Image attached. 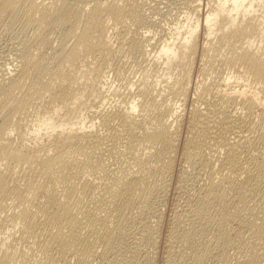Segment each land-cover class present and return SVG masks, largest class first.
<instances>
[{"label": "bare ground", "instance_id": "obj_1", "mask_svg": "<svg viewBox=\"0 0 264 264\" xmlns=\"http://www.w3.org/2000/svg\"><path fill=\"white\" fill-rule=\"evenodd\" d=\"M83 1L0 0V24L5 17L22 13L25 27L34 32L31 42L23 43L20 67H15L14 75L9 76V72L7 80L5 75L0 80V228L10 231L0 238V264H58L59 260L61 264H90L98 256L105 259L104 264H120V260L125 262L122 264L153 263L159 230L151 224L152 219L148 220L147 212L151 209L155 219L162 218L163 210L155 206L158 201L154 204L150 199L152 195L158 199L157 194L162 192L164 182L160 186L156 179H169L173 168L172 157L183 128L180 125L179 133L182 108L172 95L178 100L189 91V69L194 64L190 63L195 62L191 56L197 49L201 25L206 34L205 45L201 39L204 48L199 47L204 59L209 57L214 66L216 59L223 58L237 73H227L223 84L217 78L219 82L213 85L202 84L205 95H199L201 99L195 100L201 101L190 105L188 122L183 119L189 132L181 148L190 165L213 166L218 162L223 176L215 180L211 174L194 197L192 187H186L187 181L183 187L187 196L184 208L173 213L168 240L164 238L169 241L166 252L170 259L166 260L168 264H184V252L174 256L172 251L185 240L191 244L199 233L207 235L211 230L212 237L202 235L203 242L198 239L199 246L187 263L206 264L205 259L212 256L221 264H264V0H208L206 10L203 3H194L198 0H188L191 11L186 17V31L182 34L178 25L180 29L170 37L166 35L157 50L158 58L164 57V67L158 58L154 60L163 68V72L156 71L159 86L155 81L153 86L148 80L142 85L140 82L132 91L134 95L131 88V97L126 93L129 88L123 90L127 96L122 94L121 101L100 109L113 88L110 70L121 71L108 34L110 24L128 28L120 31L119 38L138 60H149L146 57L152 52L147 45L151 40L129 27L130 22L142 19L140 0H88L85 5ZM192 17L196 18L193 22ZM61 27L65 35L54 46L51 34ZM72 37L75 40L68 45L66 40ZM122 40H118V48ZM46 47L48 50L42 52ZM161 82L166 84L160 87ZM30 112L38 122L32 133L23 122L30 120ZM92 114L99 119L96 129L92 127L95 120L88 118ZM121 147L133 160L128 168L123 167L129 163L123 167H119L122 163L110 165L114 151ZM209 147L214 150L213 164L214 159L211 161L206 153ZM134 214L141 217L140 222L143 220L137 236L145 244L144 252L138 248L140 240L136 246L125 243L128 219ZM183 220L186 225L181 224ZM16 229L21 237L15 238ZM245 230L252 238L250 247L249 238L244 239ZM30 239L41 251L36 262L32 258L38 254L33 251L35 255L30 256L32 246L29 254L21 249V242L33 244ZM214 244L219 245L216 251ZM229 247L237 248L234 257L228 253ZM116 251L122 258H117Z\"/></svg>", "mask_w": 264, "mask_h": 264}, {"label": "rangeland", "instance_id": "obj_2", "mask_svg": "<svg viewBox=\"0 0 264 264\" xmlns=\"http://www.w3.org/2000/svg\"><path fill=\"white\" fill-rule=\"evenodd\" d=\"M88 0H85V1H83L82 3H83V5H85L86 3L85 2H87ZM181 1V2H180ZM202 1V2H201ZM75 2H76V0H75ZM184 2H185V4H184ZM188 2V3H187ZM208 0H198L197 2H194V3H200V5H202V3H203V5H202V7H204L205 8V10L207 9V7H208ZM85 3V4H84ZM190 3H191V1H188V0H140V11H141V14H142V19L140 20V21H138V22H134V23H132V22H130V24H129V27H130V30H132L135 34H137V35H139V36H142V37H146L147 36V38H149V41L151 40V45H147V48H148V50H149V52L151 51L152 53L150 54V56H147L146 58H148L149 60H138V59H136L135 58V56H132V55H130L129 54V52L127 51V49H126V44H125V41L123 42V40L122 39H120L119 38V33H120V31L122 30H124V29H126L127 31H128V28L126 27H124L123 25L121 26V25H118V27H112L111 26V24H110V26H109V29H108V34H109V37H111V43H112V45H113V48H114V54H115V56H116V58H117V60L121 63L120 64V66H119V62L116 60V59H114V60H116V61H114L113 60V62H116L115 64H117V66H119V67H121L120 68V70L123 72H116V71H114V70H110V72H109V76L108 77H110V84L113 86V88H112V86H111V88L113 89H111V92H110V94H108V96H110L109 98H107L106 97V99H105V101H104V103L102 104V105H100L98 108L100 109V108H108L109 106H111L112 107V104H115L117 101L119 102V101H121L122 99H123V93L126 91V90H128V88H129V90H128V92L126 91V93H128V97H131L130 95L131 94H133V92H135L137 89H135L136 87L138 88V86H139V84H140V82H141V84L140 85H142V83H144V82H147V80H148V85H150V86H153L154 85V83L156 82V79H157V72H163V68H161V66H159V65H162L163 67H164V63H162L164 60H163V58L164 57H159L158 58V51L160 50V48L162 47V42H163V39H164V37L167 35L168 37H170V35L172 34V32H174L176 29H180V27L179 26H181V31H182V34H184V32L186 31V28H187V22H186V17H187V14H188V12L189 11H191V5H190ZM185 18V19H184ZM196 20V18L195 17H192L191 18V22H193V21H195ZM188 21V20H187ZM162 22V23H161ZM176 23V24H175ZM158 24H162L161 25V27L158 25ZM25 25H26V23H25V16L22 14V13H20V14H18L15 18L14 17H5V19H3L2 20V22H1V24H0V65H1V67H0V80L2 81L3 79L1 78V77H4V75H5V77H4V81L5 80H7L8 78H9V76H11L10 74H12V75H14V73H15V71L17 70L16 68L17 67H20V65H21V62L19 61V54H20V52L22 51V49H23V43H25L26 41H28V42H31V40H32V38H33V30H32V28L31 27H25ZM164 25V26H163ZM179 25V26H178ZM116 26V25H115ZM121 26V27H120ZM204 25H201L199 28H198V38H197V49L193 52V56H191L194 60H195V62L193 61V62H191L190 63V65L191 64H193V68H192V66H190L189 68V76H188V79H189V77H191V79H189V81H190V84H189V82L187 83V84H189V85H187L188 87L190 86V88H188V92H190V93H188L187 92V95H188V97H187V95H185V96H182V98L179 96L178 98V100L177 99H175L176 98V96L174 97L173 95H172V97H173V99H172V97H171V99L173 100V101H175V102H177L178 104H180V107L182 108L181 110H182V116L180 117V121L178 120V122L179 123H181L182 121V123H183V125H184V127L186 126V125H188V123L186 124V121H184V120H187V122H188V119H189V117H188V115H189V110L191 109V107H190V105H193L194 103H196V102H198L199 103V101H201V100H197V99H201V94H203V92H205V91H203L202 89V84L204 83L205 85H208V84H210V85H213V82H217L218 80L219 81H221L220 83H222L223 84V82H224V79H226L229 75H236L235 73H237L236 71H233V70H235V69H233V68H231V66H229V65H226L225 64V61L224 60H222L223 58H219V59H216L217 61L216 62H218V61H220V62H218V63H221L222 61H223V63H221L220 65H218L214 60V66H212L213 65V63L211 62L210 63V61H212L209 57H207V59L209 60H207V59H204L205 57H203V52L201 51L200 52V50H199V47H201L200 49L202 50L204 47H203V45H205V42H206V34H204V30H201V29H204V27H203ZM111 27V28H110ZM159 27H160V30H159ZM114 28H117V29H114ZM166 29V30H165ZM110 30H111V32H110ZM115 30H117V31H119V32H116ZM172 30V31H171ZM154 31V32H153ZM164 31V32H163ZM166 31V32H165ZM168 31V32H167ZM184 31V32H183ZM200 31H202V32H200ZM63 32H64V28L63 27H61V28H57V29H55L54 30V32H52V34H51V36H52V39H51V42H52V45H54L55 46V44L57 45L58 44V42L64 37V35L65 34H63ZM158 32V33H157ZM163 32V33H162ZM117 33V34H116ZM152 33V34H151ZM170 33V34H169ZM205 35V36H203V34ZM201 34V35H200ZM150 35V36H149ZM164 35V36H163ZM152 36V37H151ZM166 36V37H167ZM202 36V37H201ZM204 37H205V39H204ZM203 38V41L204 42H202V39ZM75 40V37H72V38H69V39H67L66 40V42H67V44L68 45H70V44H72L73 43V41ZM118 40L120 41V40H122V48L120 47V48H118V45H119V42H118ZM124 40H125V38H124ZM203 43V45H202V43ZM201 43V44H200ZM125 44V45H124ZM200 44V45H199ZM18 45V46H17ZM124 45V46H123ZM8 46V47H7ZM117 46V47H116ZM126 46V47H125ZM158 47V48H157ZM48 47H46V48H44V49H42V50H44V51H42V52H45L46 50H48L47 49ZM124 48V49H123ZM13 49V50H12ZM50 49V48H49ZM126 49V50H125ZM9 50V51H8ZM19 50V51H18ZM122 50V51H121ZM123 50H124V53H123ZM158 50V51H157ZM12 51V52H11ZM127 51V52H126ZM17 52V53H16ZM123 53V54H122ZM194 53H197V54H194ZM198 53H199V55H198ZM203 53V54H202ZM124 54H126V55H124ZM13 55V56H12ZM10 56H12V57H10ZM152 56H153V58H152ZM194 56H196L195 58H194ZM201 56V57H200ZM198 57H200L201 58V60H199L200 58H198ZM6 58V59H5ZM155 58L157 59H159V61H160V63H159V65L156 63V65H155ZM191 58V61L193 60ZM89 59V58H88ZM151 59H153V60H151ZM89 60H91V59H89ZM121 60V61H120ZM151 60V61H150ZM162 60V61H161ZM196 60H197V62H196ZM205 60H206V63L204 64V62H205ZM150 63H149V62ZM153 61H154V66L152 65L153 64ZM200 61V62H199ZM152 62V63H151ZM202 62V63H201ZM210 64H209V63ZM10 63H12V64H10ZM198 63V64H197ZM201 63V64H200ZM20 64V65H19ZM207 64H209V66L207 65ZM14 65V66H13ZM201 65H203V66H201ZM217 65V66H216ZM225 65V66H224ZM12 66V67H11ZM205 66V67H204ZM208 66V67H207ZM210 66H212V67H214L215 69H213L212 67L210 68ZM7 67V68H6ZM16 67V68H15ZM142 67H143V69H142ZM160 67V68H159ZM202 67V68H201ZM224 67V68H223ZM10 68H12L13 70H11ZM159 68V69H158ZM207 68H210V69H208L207 70ZM231 69V70H229V69ZM7 69V70H6ZM16 69V70H15ZM151 69V70H150ZM153 69V70H152ZM203 69V70H202ZM213 69V70H212ZM225 69V70H224ZM233 69V70H232ZM154 70H155V72H154ZM159 70V71H158ZM202 70V71H201ZM205 70H207V71H205ZM209 70H210V73H209ZM230 72H229V71ZM4 71V72H3ZM8 71V72H7ZM147 71V73H145ZM153 71V72H152ZM157 71V72H156ZM175 71H177V69L175 70ZM204 71V72H203ZM212 71V72H211ZM213 71H215V72H213ZM3 72V73H2ZM7 72V73H6ZM10 72V73H9ZM13 72V73H12ZM112 72V73H111ZM113 72H114V74H113ZM203 72V73H202ZM9 73V74H8ZM118 73H120V74H118ZM154 73L156 74V75H154ZM206 73V74H205ZM208 73H209V75H208ZM213 73V74H212ZM227 73H229V75L227 74ZM1 74H2V76H1ZM7 74L9 75V76H7ZM122 74H124V75H122ZM147 74H148V76H147ZM206 76H205V75ZM111 75H112V77H111ZM117 75H119V76H117ZM126 75V76H125ZM153 75V76H152ZM200 75V76H199ZM150 76V77H149ZM6 77H7V79H6ZM205 79H203V78ZM154 78V80H152ZM202 78V79H201ZM218 80H217V79ZM221 78L223 79V81L221 80ZM233 78L234 77H232L231 78V80H233ZM187 79V80H188ZM200 79V80H199ZM213 79V80H212ZM201 80H203L202 82H201ZM207 80L209 81V82H207ZM214 80H216V81H214ZM0 81V82H1ZM143 81V82H142ZM152 81V82H151ZM153 81H155V82H153ZM210 81H212V84H211V82ZM218 81V82H219ZM128 82V83H127ZM131 83V84H130ZM139 83V84H138ZM153 83V84H152ZM157 83V82H156ZM162 83V85L160 84V87H163L166 83L165 82H161ZM164 83V84H163ZM208 83V84H207ZM231 83V82H230ZM158 84V83H157ZM157 84H156V86H157ZM199 84V85H198ZM231 84H236V82L235 81H232V83ZM199 87H198V86ZM133 88H132V87ZM158 86H159V84H158ZM124 87V88H123ZM198 87V88H197ZM202 89H201V88ZM224 87V86H223ZM116 88H117V90H116ZM121 88H122V93L120 92V90H121ZM130 88H131V91H130ZM118 89H120L119 90V93L117 92L118 91ZM199 91V90H201V93H200V91H199V94L197 93V90ZM114 90H116V91H114ZM123 90H125V91H123ZM129 91L131 92V94L129 95ZM133 91V92H132ZM114 92V94L112 95V93ZM118 94H117V93ZM193 93V94H192ZM206 93V92H205ZM205 93L203 94V95H205ZM123 94V95H122ZM190 94V95H189ZM199 96V95H201V96H197V95ZM112 95V96H111ZM115 95V96H114ZM117 95H120V96H117ZM126 96H127V94H125ZM124 95V96H125ZM134 95V94H133ZM127 97V98H128ZM185 97V98H184ZM187 97V98H186ZM191 97V98H190ZM197 97V99L195 100V98ZM118 98V99H117ZM121 100H120V99ZM180 98H181V101H180ZM183 98H184V101H183ZM193 98V99H192ZM110 99V100H109ZM187 101H186V100ZM189 99H191V100H189ZM109 100V101H108ZM116 100V101H115ZM190 101V102H189ZM194 101V102H193ZM196 101V102H195ZM106 102V103H105ZM183 102H185V103H183ZM187 103V104H186ZM191 103V104H190ZM201 103V102H200ZM105 104V105H104ZM185 104V105H184ZM185 107H184V106ZM189 106V107H188ZM110 107V108H111ZM186 108V110H184ZM188 109V110H187ZM183 110H184V112H185V114H186V116H185V114H183ZM30 114H32V116L31 117H29L30 118V120L29 121H26V119L23 121V122H26V124H27V129H29V131L32 133V132H34L33 130H35L37 127H38V122H37V120L35 119V115H34V112H30ZM188 114V115H187ZM93 115H95V114H92V115H88V118L89 119H91V117H92V121H93V119L95 120L94 122H95V125L94 126H92L93 128H97L96 126H98L97 124H98V122H97V124H96V121H98L99 119H98V117L97 116H93ZM188 117V118H187ZM87 118V119H88ZM186 118V119H185ZM96 119H98V120H96ZM184 119V120H183ZM91 123V121L90 120H87V122L86 123ZM184 122H185V124H184ZM179 123H177V126H178V132H179V130L181 129V128H183V129H181L180 130V132H182L181 133V135L179 136L178 135V141H177V143L178 144H176L177 145V147H176V150L178 149V151H176L175 150V152L173 153L174 154V156L172 157V160H173V158H174V161H173V168L171 169V172L168 174V176H167V178H169V179H167L166 180V178L165 179H161V177L159 178H157L156 179V181L157 182H160V184L159 183H157V184H159L160 186L162 185V183L164 182V184L161 186L162 187V192H161V194L160 193H158L157 194V197H158V199L159 200H161V201H159L157 198H156V195H152V197H151V199L150 200H152V202L155 204V201L157 202L156 204H155V206L158 208V210H163V212H161V211H159V212H161V216H162V218L160 219V218H157V219H155L154 217L155 216H153V210H151V209H148V220L150 219H152L153 221H150L151 222V224L154 226V228L158 231L157 232V234L159 235H157V241H159V243L155 246V248L154 249H156V250H154L155 252H153L152 253V256H153V254H154V256H153V260H152V264H168V260L170 259V257H168L167 258V256L168 255H170V254H168L166 251H168V250H166L167 249V245L169 244V241L167 242V238H168V233L170 232L169 230H171V228H172V220H173V216H175L176 214V212H181V209H182V207L184 208V205H185V200H186V194H184V192H183V187H185V185H187L188 183L191 185H187L186 187L187 188H189L190 189V187H192V189H191V191H192V196L194 197V193L196 192L197 193V191H198V187L199 186H202V185H204V184H206L207 182H208V179H209V176L211 175V174H213L212 176H214L215 177V180H219L220 179V177H222L223 176V174H222V172L218 169V165H219V163L218 162H216L215 161V159L214 158H212V157H215L213 154H214V150L213 149H211L210 147L209 148H207V150H206V153H207V156H209V158H210V160H211V158H212V163L211 164H213L214 162H216V163H214L213 164V166L212 165H204L203 163H195V165L193 164H189L186 160H185V157H184V154H183V152H182V148H183V146H184V142H185V137H187V133L189 132L188 131V129H187V127H183V125H182V123L181 124H179ZM180 125L182 126V127H180ZM91 127V128H92ZM179 127H180V129H179ZM183 130V131H182ZM41 132L43 133L44 132V130H41ZM179 132V133H180ZM186 133V134H185ZM30 135V134H29ZM184 137V138H183ZM179 139H181V140H179ZM109 142V141H108ZM181 142V143H180ZM181 146H182V148H181ZM180 147V148H179ZM124 148V150L126 149L125 147H121L119 150H117L116 152L118 153H116L115 151H114V156H112V158H114V162L111 160L110 161V165L113 167H116V164H120V163H122V164H120L119 165V167H123L125 164H127V163H129V164H127V165H125L123 168H128L129 167V165L131 166L132 164H133V160H130L131 158L130 157H128L127 155H126V153L124 152V150L122 151V149ZM140 150V149H139ZM213 152H212V151ZM140 151H142V150H140ZM181 151V152H180ZM209 151V152H208ZM120 152V153H119ZM123 152V153H122ZM144 153V151H142L141 152V155L140 156H142V154ZM140 154V152L138 151V155ZM118 155V156H117ZM120 155V156H119ZM123 155H125V159H126V162L124 161V163H123V160H124V156ZM116 156V157H115ZM127 156V157H126ZM123 157V158H122ZM143 157H144V154H143ZM115 158H116V160H115ZM119 158V159H118ZM129 158V159H128ZM122 159V160H121ZM117 160H119V161H117ZM130 160V161H129ZM184 160V161H183ZM116 161H117V163H116ZM122 161V162H121ZM128 161V162H127ZM132 161V163L130 164V162ZM112 163H114V165L112 164ZM203 164V165H202ZM117 165V166H118ZM175 165V166H174ZM201 165V166H200ZM200 166V167H199ZM194 167V168H193ZM206 167H207V170H206ZM214 168V169H213ZM216 168V169H215ZM197 169V170H196ZM180 170H182V171H180ZM187 170V171H186ZM202 170V171H201ZM186 173H185V172ZM198 171V172H197ZM181 172V173H180ZM200 172V173H199ZM212 172V173H211ZM214 172V173H213ZM199 173V174H198ZM195 174V175H194ZM184 175V176H183ZM197 175H199V176H197ZM203 175V176H202ZM216 175V176H215ZM201 176V177H200ZM220 176V177H219ZM197 177V178H196ZM204 179H203V178ZM208 177V178H207ZM219 177V178H218ZM184 178V179H183ZM217 178V179H216ZM159 179H160V181H159ZM197 179V180H196ZM180 180H182V181H180ZM161 181H163L162 183H161ZM186 181V182H185ZM187 181H188V183H187ZM192 181V182H191ZM195 181V182H194ZM203 181V182H202ZM178 182V183H177ZM183 184H184V186H183ZM192 184H193V186H192ZM201 184V185H200ZM179 185V186H178ZM164 186V187H163ZM181 187V188H180ZM194 188H195V190H194ZM164 189V190H163ZM180 190V191H179ZM194 191V192H193ZM180 194H179V193ZM177 193V194H176ZM160 195H161V197H160ZM166 195V196H165ZM178 195V196H177ZM165 196V197H164ZM160 197V198H159ZM178 198V199H177ZM163 199H165V200H163ZM179 203V204H177V203ZM176 203V204H175ZM157 204H159V205H157ZM165 206H164V205ZM177 205V206H176ZM180 206V207H179ZM176 207V208H175ZM181 208V209H180ZM175 209V210H174ZM157 210V209H156ZM178 210V211H177ZM180 210V211H179ZM136 211V210H135ZM137 211H139V210H137ZM140 212V211H139ZM139 212H137L140 216L142 215L141 213H139ZM175 212V213H174ZM175 215H174V214ZM173 214V215H172ZM133 216H135V214L133 215ZM129 217V219H128V222H129V224H127V229H126V236L125 237H127V238H125V243H128L129 245H130V243H131V245L130 246H136V245H138V243H139V240H140V243H139V245H138V248L142 251V252H144L145 250H146V247H145V249H144V246H145V244L141 241V237H138V236H140V234H139V232H137L138 230L137 229H139L140 228V223L143 221V220H141V222H140V219H141V217ZM153 216V217H152ZM147 217V216H146ZM132 218V219H131ZM139 218V219H138ZM172 219V220H171ZM139 220V221H138ZM156 220V221H155ZM132 221V222H131ZM127 222V223H128ZM186 222V220H183V222H181V224H183V223H185ZM140 224V225H139ZM184 225V224H183ZM185 225H186V223H185ZM131 226V227H130ZM134 227V228H133ZM139 227V228H138ZM171 227V228H170ZM131 228V229H130ZM158 228V229H157ZM170 228V229H169ZM4 229H6V228H0V238H2L3 237V235H4V238L6 237L5 235H8V233L10 232L9 230H7L6 229V231L4 230ZM135 230V231H134ZM2 231V232H1ZM16 232H14V235H15V238L17 237V236H20V235H18V233H20L21 231H19V229L17 230H15ZM127 231H129V232H127ZM210 231V234H209V232L207 233V235H204V234H201V233H199L198 235H197V237L195 238L194 237V240H193V243H191V244H189V243H187L186 242V240H185V244L186 245H184V243H182L181 244V242H180V247H182V246H186V247H183V248H177L176 249V251L174 252V251H172V255H174V256H177V255H181V254H183V252H184V254H185V256H187V257H185V261H184V264L186 263V264H189L191 261H192V259H191V256H192V253H194V251H195V247L196 246H199V240H200V242L202 241L203 242V236H205V237H212V236H210V235H212L213 233H211L212 231L211 230H209ZM247 230H245L244 231V235H245V233H246V236L244 237V239H245V241L247 240L246 239V237H248L247 235L249 234V232H246ZM131 232V233H130ZM133 232V233H132ZM128 233V234H127ZM138 233V234H137ZM167 233V234H166ZM21 234V233H20ZM22 235V234H21ZM130 235V236H129ZM133 237H132V236ZM138 235V236H137ZM203 235V236H202ZM21 237V236H20ZM19 237V238H20ZM201 237H202V240H201ZM18 238V237H17ZM132 238V239H131ZM134 238V239H133ZM138 238V239H137ZM164 238H166L167 240H164ZM249 239H248V241H247V245L249 246V244L250 243H252V238H250V237H248ZM3 239V238H2ZM129 239H130V241H129ZM196 239H197V241H196ZM199 239V240H198ZM133 240H134V242H133ZM136 240V241H135ZM31 241H33L32 239H30V242ZM127 241H129V242H127ZM138 241V242H137ZM133 242V243H132ZM183 242V241H182ZM31 243H33L32 245L29 243V242H25V244H23V242H21L20 244H21V249L23 248V250H26V251H28V250H31L30 248H31V246H32V250L30 251V256H31V258L33 257V255H35V254H38V256L35 258V257H33L32 259H33V261L34 262H36L37 260H39L40 258H38V257H40V255H41V251H39L40 249H39V247H37L38 245H36L37 243L35 242H31ZM143 243V244H142ZM167 243V244H166ZM22 244L24 245V246H22ZM28 246H27V245ZM135 244V245H134ZM143 245V248H142V245ZM166 244V245H165ZM193 244L195 245L194 246V248H192V246H193ZM197 244V245H196ZM30 245V246H29ZM187 245H188V247H187ZM191 247H190V246ZM34 246V247H33ZM36 246V247H35ZM139 246H141V247H139ZM215 246V247H214ZM214 250L216 251L217 249L216 248H218V246L219 245H215L214 244ZM250 246H252V244H250ZM249 246V247H250ZM30 247V248H29ZM261 246H258V248H260ZM34 248H35V250H34ZM184 248H185V251H184ZM188 248V249H187ZM190 248H192V249H194V250H192V249H190ZM39 249V250H38ZM143 249V250H142ZM186 249H187V251H186ZM191 251H190V250ZM230 249H231V251H230ZM37 250V251H36ZM181 250V251H180ZM213 250V252H215ZM236 250H237V248H235V247H229V250H228V248H227V251H228V253H230V255H236ZM33 251H35L34 253L35 254H32L33 253ZM40 252V255H39V252ZM122 251V253L124 254V250H121ZM189 251V252H188ZM193 251V252H192ZM230 251V252H229ZM32 252V253H31ZM114 252V251H113ZM166 252V253H165ZM177 252V253H176ZM117 253H118V255H117ZM121 252H119V251H116V254L115 255H117V258L118 259H120V258H122V254H120ZM187 253V254H186ZM189 253V254H188ZM28 254H29V251H28ZM183 254V255H184ZM233 256V257H234ZM189 257V258H188ZM35 258V259H34ZM38 258V259H37ZM37 259V260H36ZM166 259H168V260H166ZM187 259H189L188 261H187ZM97 262H96V261ZM100 260V261H99ZM155 260V261H154ZM214 260H215V262L216 263H214ZM217 259L215 258V257H212V256H210V257H208L207 259H205V261H204V263H206V264H221V262H219L218 263V261L219 260H217ZM60 261L61 260H59V262H58V264H61V263H63L62 261H61V263H60ZM94 261V262H93ZM122 263H125L123 260H120ZM208 261V262H207ZM92 262V263H91ZM91 262H90V264H104L105 263V259L103 258V257H100V256H98V257H96V258H94L93 260H91ZM120 262V264H122ZM187 262H189V263H187ZM211 262V263H210ZM138 263H139V261H138ZM137 262L136 263H134V264H138ZM259 264H262L261 262H258ZM119 264V263H118ZM133 264V263H132ZM139 264H144V262L143 263H139ZM146 264V263H145Z\"/></svg>", "mask_w": 264, "mask_h": 264}]
</instances>
